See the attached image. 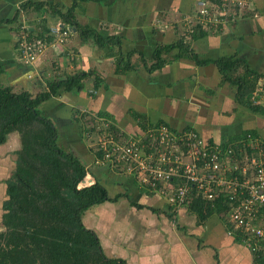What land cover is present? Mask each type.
Listing matches in <instances>:
<instances>
[{
	"label": "crops",
	"instance_id": "obj_1",
	"mask_svg": "<svg viewBox=\"0 0 264 264\" xmlns=\"http://www.w3.org/2000/svg\"><path fill=\"white\" fill-rule=\"evenodd\" d=\"M29 1L45 6L41 11L34 7L24 10L17 22L3 24L14 19ZM198 1L0 0V58L5 66V86L36 97L47 92L53 81L93 73L85 79L83 91L60 90L41 106V111L55 119L58 144L64 135L67 148L59 146L85 161L90 169L86 179L92 185L99 181L112 198L122 195L118 201L89 210L84 224L99 236L108 257L125 264H260L248 246L236 239L223 214L201 222L190 205L174 209L165 197L99 160L97 153L89 150L93 146L89 124L97 121L92 116L86 122L81 118L83 114L103 117L102 113L115 132L138 137L166 125L178 131L195 129L213 144L227 143L247 131H255L264 139V112L241 104L237 88L223 82L215 63L199 66L190 58L173 60L180 53L176 49L166 54L170 63L153 72L148 70L156 62L159 46L184 39L201 60L243 59L248 67L264 75V0H251L245 17L235 23L192 33L187 18L194 14ZM75 2L81 26L104 36H119L123 55L138 51L130 63L123 62L128 69L133 67L131 70L117 73V47L101 48L93 39L83 42L77 28L52 13V8L64 13ZM23 22L35 34L55 25L69 27L72 34L60 50L51 44L41 60L28 68L17 60L14 38ZM97 76L104 81L95 90ZM68 113L72 125L65 132L58 117ZM18 140L21 144L20 136L12 134L6 145L10 148L11 141ZM19 147L16 145V149Z\"/></svg>",
	"mask_w": 264,
	"mask_h": 264
},
{
	"label": "trees",
	"instance_id": "obj_2",
	"mask_svg": "<svg viewBox=\"0 0 264 264\" xmlns=\"http://www.w3.org/2000/svg\"><path fill=\"white\" fill-rule=\"evenodd\" d=\"M208 1L220 4V0ZM44 6L43 2H26L14 19L5 20L3 24L17 22L24 10L34 7L41 11ZM76 7L75 2L64 13L60 8H52V13L59 15L64 24L77 28L83 42L93 39L98 47H117L120 56L117 73L131 70L133 67L128 69L123 62L130 63L138 51L123 55L119 36H104L95 29L81 26L75 15ZM48 32L46 29L39 35L43 37ZM176 49L180 53L173 60L190 58L199 66L215 63L223 76V82L237 88V100L254 112H264V104L254 103L249 95L259 88L264 75L248 67L243 59L223 57L216 61L201 60L191 45L181 39L174 44L159 46L156 50V62L148 70L153 72L162 69L171 62L166 54ZM4 73L5 66L0 58V145L8 142L10 134L18 133L21 149L17 153L16 169L6 181L7 199L3 202L1 216V228L4 230L0 232V264H125L121 259L108 257L99 236L84 224V216L89 210L108 201H118L122 195L112 198L99 181L81 188L90 169L75 153L67 152L59 146L57 127L41 111V106L60 90L83 91L85 79L93 73L53 81L48 84L47 92L36 97L27 91L16 93L13 88L5 86L2 83ZM103 81L97 76L95 90ZM89 116L83 114L81 118L84 121L91 120ZM101 116L106 115L101 113ZM93 130L94 128L91 129ZM113 131L116 130L113 128ZM249 136L254 139L260 137L255 131H247L222 145L246 140ZM261 141L264 143L263 139ZM98 149L94 151L99 160L103 161L104 153ZM233 205H236L235 201L223 196L209 201L193 195L190 202L191 209L201 222L213 215L227 212ZM234 234L237 240L243 242L244 235L240 231H235ZM258 261L264 264V256L258 257Z\"/></svg>",
	"mask_w": 264,
	"mask_h": 264
},
{
	"label": "built area",
	"instance_id": "obj_3",
	"mask_svg": "<svg viewBox=\"0 0 264 264\" xmlns=\"http://www.w3.org/2000/svg\"><path fill=\"white\" fill-rule=\"evenodd\" d=\"M250 2L199 0L187 23L192 33L220 28L243 18ZM71 34L69 27L55 25L41 37L23 22L14 37L18 62L34 67L51 44L60 50ZM251 100L264 104L263 80ZM92 117L99 124L96 147L104 153V164L134 177L140 186L165 197L174 209L190 205L193 195L209 201L230 197L236 205L223 215L231 232L240 231L250 251L256 257L264 256V143L258 145V139L249 136L225 146L211 144L196 130L178 131L166 125L142 137L123 135L112 132V123L103 117ZM91 185L85 179L81 188Z\"/></svg>",
	"mask_w": 264,
	"mask_h": 264
},
{
	"label": "rangeland",
	"instance_id": "obj_4",
	"mask_svg": "<svg viewBox=\"0 0 264 264\" xmlns=\"http://www.w3.org/2000/svg\"><path fill=\"white\" fill-rule=\"evenodd\" d=\"M249 95H250V98H251V94H249ZM58 116H59V114H58ZM70 116L71 115L69 113L66 116L64 115L63 116L64 120H62L63 117L62 118H60V116L58 117L61 121H63V125H61V126H62V129H65V132H66V127L69 128V127H71L70 125H72V124H70V122H72ZM90 116H92V115H90ZM48 118H50V117H48ZM53 120L55 121L54 118H52V121ZM55 122H54V124H55ZM56 125H57V123H56ZM98 125L99 124L97 122H93V123L89 124V128L90 129L94 128V130L91 133V138H89V139L92 140V141L89 140L90 144L93 145V146H91L89 148V150L92 151V152H95L94 150L97 149V147H96L97 138L99 140V137L101 135V133L99 131V133H98L99 137L95 138L96 135H97L96 129H98ZM12 134H17L19 136L18 133H12ZM12 134H10V136ZM65 136H66V134H65ZM17 139H18V137H17ZM64 139H65V137H64V135H62V137H60V144L59 145H61L62 147L64 146L65 148H67L66 145H64L65 144V142H64L65 140ZM68 139H69V135H68ZM256 139L259 140V141L257 140L258 145L262 144L261 143L262 142L261 141L262 137H259V138L257 137ZM11 142H12V144H11L10 148L6 144L0 145V232L4 230L3 228H1V216L3 214V210H2L3 202L7 199V196H6V187H7L6 181L11 178V176L13 175L14 170L16 169V161H17V158H18V154L17 153L21 149V144L19 143V140H18L17 143L15 141H11ZM15 144L16 145L19 144L20 147L16 149V145ZM254 146H256V144H254ZM248 147L251 148L252 146L248 145ZM63 150H65V149H63Z\"/></svg>",
	"mask_w": 264,
	"mask_h": 264
},
{
	"label": "water",
	"instance_id": "obj_5",
	"mask_svg": "<svg viewBox=\"0 0 264 264\" xmlns=\"http://www.w3.org/2000/svg\"><path fill=\"white\" fill-rule=\"evenodd\" d=\"M75 30V29H74Z\"/></svg>",
	"mask_w": 264,
	"mask_h": 264
}]
</instances>
